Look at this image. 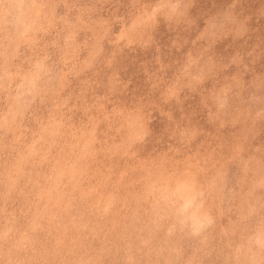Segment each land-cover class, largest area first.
<instances>
[{
	"label": "rangeland",
	"instance_id": "rangeland-1",
	"mask_svg": "<svg viewBox=\"0 0 264 264\" xmlns=\"http://www.w3.org/2000/svg\"><path fill=\"white\" fill-rule=\"evenodd\" d=\"M0 264H264V0H0Z\"/></svg>",
	"mask_w": 264,
	"mask_h": 264
},
{
	"label": "clouds",
	"instance_id": "clouds-1",
	"mask_svg": "<svg viewBox=\"0 0 264 264\" xmlns=\"http://www.w3.org/2000/svg\"><path fill=\"white\" fill-rule=\"evenodd\" d=\"M193 204L188 207L187 209H185V201L181 200L179 205H178V212L183 214L185 211H187V213L190 215L192 213V211H194L195 209L199 208L200 213L202 214L203 212V206L196 200V198L193 196Z\"/></svg>",
	"mask_w": 264,
	"mask_h": 264
}]
</instances>
